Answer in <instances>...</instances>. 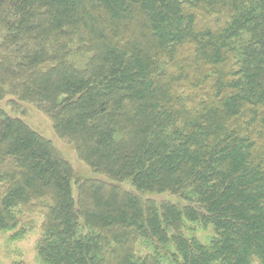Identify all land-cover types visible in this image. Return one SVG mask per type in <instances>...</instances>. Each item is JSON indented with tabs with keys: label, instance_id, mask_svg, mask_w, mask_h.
Returning a JSON list of instances; mask_svg holds the SVG:
<instances>
[{
	"label": "trees",
	"instance_id": "16d2710c",
	"mask_svg": "<svg viewBox=\"0 0 264 264\" xmlns=\"http://www.w3.org/2000/svg\"><path fill=\"white\" fill-rule=\"evenodd\" d=\"M6 99L104 177L76 201L69 162L0 108V231L40 214L42 264H264V0H0Z\"/></svg>",
	"mask_w": 264,
	"mask_h": 264
},
{
	"label": "rangeland",
	"instance_id": "374dc122",
	"mask_svg": "<svg viewBox=\"0 0 264 264\" xmlns=\"http://www.w3.org/2000/svg\"><path fill=\"white\" fill-rule=\"evenodd\" d=\"M80 54H77L79 57ZM9 99L0 103V108L10 116L22 119L33 131L50 141L60 152L61 156L69 162L74 173L73 195L76 201L79 197L78 183L80 181H97L104 177L93 172V170L82 162L71 144L61 140L55 133L51 119L37 107L29 104H22L19 107H12ZM124 191H131L143 199H151L157 204L164 202L174 203L181 201L168 193L155 195L151 193L136 192L129 182L119 185ZM37 210V209H36ZM31 221V226L27 224ZM23 224L12 230L0 231V264H42L38 257V243L41 239V216L37 213L25 214ZM184 236L197 239L201 245H207L215 236L212 227H199L192 224L185 225ZM143 252L148 248L142 249Z\"/></svg>",
	"mask_w": 264,
	"mask_h": 264
},
{
	"label": "bare ground",
	"instance_id": "6f19581e",
	"mask_svg": "<svg viewBox=\"0 0 264 264\" xmlns=\"http://www.w3.org/2000/svg\"><path fill=\"white\" fill-rule=\"evenodd\" d=\"M139 197V196H138ZM141 198V197H140ZM141 199H143V198H141ZM144 201H148L149 199H143Z\"/></svg>",
	"mask_w": 264,
	"mask_h": 264
}]
</instances>
